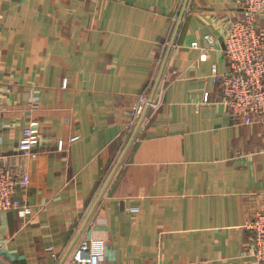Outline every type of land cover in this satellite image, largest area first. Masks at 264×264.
<instances>
[{"label":"crops","instance_id":"crops-1","mask_svg":"<svg viewBox=\"0 0 264 264\" xmlns=\"http://www.w3.org/2000/svg\"><path fill=\"white\" fill-rule=\"evenodd\" d=\"M179 6L0 0V155L13 174L29 175L15 196L32 208L0 215V264L63 259L122 152L131 110L151 95ZM240 14L236 0L190 1L161 106L81 236L105 241L101 264H259L246 224L264 212V134L231 118L214 81L228 70L224 33ZM257 26L264 33V12ZM35 122L30 157L18 144Z\"/></svg>","mask_w":264,"mask_h":264},{"label":"built area","instance_id":"built-area-1","mask_svg":"<svg viewBox=\"0 0 264 264\" xmlns=\"http://www.w3.org/2000/svg\"><path fill=\"white\" fill-rule=\"evenodd\" d=\"M236 4L239 6L241 14L228 23L224 33L223 51L228 62V70L222 75L214 71V81L218 85L221 102L227 107L231 118L239 124H257L262 128L264 134V33L257 26L258 17L264 12V0H236ZM180 9L181 7L173 24L178 20ZM172 33L173 29L169 40L164 44L161 60L149 88H153L155 84ZM205 40L208 43V49H212L215 43L213 35H206ZM191 48L199 50L198 41L192 42ZM206 55L205 52L202 53L200 59L205 60ZM165 76L166 73L163 75L154 100L149 102V97L144 94L131 110L123 148L141 118L145 107L149 106V111L142 127L154 117L160 108ZM62 86L63 88L67 87L66 79H64ZM30 102L32 108L37 109L39 97L33 96ZM40 137L38 124L36 122L31 123L23 130V138L18 144L19 150L27 156L34 157L32 149L39 143ZM79 139L80 136H73L70 138V143ZM60 146H63L62 142H60ZM29 184V175L16 176L13 174L5 159L0 155V215L9 210L18 211L22 216L32 214L31 206L23 203L15 196L17 188L26 189ZM129 211L138 213L139 209L132 207ZM246 229L252 236L249 254L257 263L264 264V212L256 213L247 222ZM105 251L104 240H88L81 237L63 264H101L104 260ZM0 261H2L1 257ZM61 261L62 257L59 256L56 264H60Z\"/></svg>","mask_w":264,"mask_h":264},{"label":"water","instance_id":"water-1","mask_svg":"<svg viewBox=\"0 0 264 264\" xmlns=\"http://www.w3.org/2000/svg\"><path fill=\"white\" fill-rule=\"evenodd\" d=\"M191 0H185L184 1V4L180 10V13H179V16H178V20H177V24L175 26V30H174V33L172 35V38H171V41H170V44H169V47L166 51V54L164 56V59L162 61V64L160 66V69H159V72H158V75H157V78H156V81H155V84L153 86V89H152V92H151V95L149 97V102H152L156 96V93H157V90L159 88V85L161 83V80L163 78V75L166 71V68H167V64H168V61H169V58H170V55H171V52H172V48L175 44V41H176V38L178 36V33L180 31V28H181V25H182V22H183V19H184V16H185V13L188 9V6H189V3H190ZM148 111H149V106H146L144 111H143V114L141 116V118L139 119L136 127L134 128L129 140L127 141L126 145L124 146L118 160L116 161L115 165L113 166V169L112 171L110 172L109 176L107 177L106 181L104 182L101 190H100V193L98 194L88 216L86 217L82 227H81V230L80 232L78 233L76 239L74 240L73 244L71 245V247L69 248V250L66 252L65 256L63 257L62 261L60 264H63L66 260V258L69 256L70 252L72 251L73 247L76 245V243L78 242V240L81 238V236L83 235L87 225L89 224L90 220L92 219V216L94 215L97 207L99 206V203L101 202L103 196L105 195L106 191L108 190L109 186L111 185V183L113 182L116 174L118 173L119 169L121 168L127 154L129 153L131 147L133 146L139 132H140V129L145 121V118L148 114Z\"/></svg>","mask_w":264,"mask_h":264},{"label":"rangeland","instance_id":"rangeland-1","mask_svg":"<svg viewBox=\"0 0 264 264\" xmlns=\"http://www.w3.org/2000/svg\"><path fill=\"white\" fill-rule=\"evenodd\" d=\"M184 1L185 0H180V6H179V8L181 7L182 8V6H183V4H184ZM93 239V238H92ZM88 240H90V239H88Z\"/></svg>","mask_w":264,"mask_h":264}]
</instances>
